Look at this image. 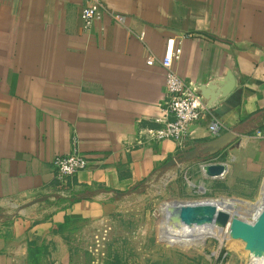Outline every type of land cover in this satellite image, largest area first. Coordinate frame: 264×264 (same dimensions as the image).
Returning a JSON list of instances; mask_svg holds the SVG:
<instances>
[{
	"label": "crops",
	"instance_id": "crops-1",
	"mask_svg": "<svg viewBox=\"0 0 264 264\" xmlns=\"http://www.w3.org/2000/svg\"><path fill=\"white\" fill-rule=\"evenodd\" d=\"M101 1L87 32L81 12L89 0H0V264L70 262V238L108 221L124 198L116 193L136 189L174 157L213 139L209 117L191 127L183 147L149 135L163 127L157 120L167 111L159 62L170 39L182 48L177 72L197 90L229 72L237 79L211 108L221 133L234 131L237 140L182 168L198 173L226 163L225 177L202 172L203 183L261 195L264 0ZM151 56L154 66L147 65ZM74 152L90 164L65 189L55 180L54 160ZM160 211L165 220L167 210Z\"/></svg>",
	"mask_w": 264,
	"mask_h": 264
},
{
	"label": "rangeland",
	"instance_id": "rangeland-1",
	"mask_svg": "<svg viewBox=\"0 0 264 264\" xmlns=\"http://www.w3.org/2000/svg\"><path fill=\"white\" fill-rule=\"evenodd\" d=\"M182 167L156 173L128 198L124 197L108 221L80 228L81 235L69 240L71 257L65 264H249L250 255L244 251L243 243L227 246L225 237L201 238V228L207 226H190L186 209L194 204L214 203L225 208L237 205L243 210L237 215L247 218L253 216L249 213L254 210L249 203L256 204L260 196L246 197L239 186L229 190L221 182H215L210 189L203 183L201 168L198 173H190ZM231 198L246 202H231ZM162 207L167 210L164 225L163 218L155 216ZM214 230L221 232L219 228ZM169 239H178L187 248L171 244ZM218 240L221 247L227 246L220 252ZM262 262L264 259L257 260V264Z\"/></svg>",
	"mask_w": 264,
	"mask_h": 264
},
{
	"label": "water",
	"instance_id": "water-1",
	"mask_svg": "<svg viewBox=\"0 0 264 264\" xmlns=\"http://www.w3.org/2000/svg\"><path fill=\"white\" fill-rule=\"evenodd\" d=\"M237 79L232 73H226L225 75L214 79L213 81L199 87L198 93L202 97L204 104L209 107H215L221 100L227 98L236 88ZM238 134L234 131H227L221 133L216 138L201 143L198 147L185 151L180 155L174 157L167 163H165L161 169V174L166 171L182 164H186L192 161L208 160L223 153L228 147H230L235 140H237ZM202 172L207 178L220 179L225 177L228 171V165L226 163L205 164L202 166ZM135 191H129L126 193H116L117 197H126L131 195ZM93 195H84L83 198H91ZM48 197L40 198L34 203L46 200ZM224 201V199H221ZM229 201L233 202H246L238 199L231 198ZM249 203V202H248ZM254 208L253 216L250 215L247 218L240 216H232L230 212L225 209H219L214 204H194L188 206L186 209V220L190 226H213L219 229L227 228L229 243L235 244L241 242L244 244V251L255 259L264 258V184L262 187L260 199L256 204L249 203ZM261 205L258 209L257 205ZM237 208V205H233ZM155 216L163 218V213L157 211ZM0 217L2 215L0 214Z\"/></svg>",
	"mask_w": 264,
	"mask_h": 264
},
{
	"label": "built area",
	"instance_id": "built-area-1",
	"mask_svg": "<svg viewBox=\"0 0 264 264\" xmlns=\"http://www.w3.org/2000/svg\"><path fill=\"white\" fill-rule=\"evenodd\" d=\"M103 7L101 0H89L88 5L81 12V21L85 31L91 32L94 29L95 23L99 19V11ZM115 18L123 19L121 15H115ZM140 37L143 39L144 35L142 34ZM181 55L182 48L177 45L175 39H170L165 54L159 62L165 71L167 111L163 117L157 120L163 124V127L149 131V135L155 140H170L183 147L190 140L191 127L195 123L209 117L211 121L208 130L212 138L221 134L222 125L212 115L211 108L204 104L196 86L185 82L177 72L175 63L181 59ZM154 64L155 59L151 56L147 60V65L154 66ZM169 115L173 117V120L168 119ZM89 164L88 157L79 152L68 156H58L54 160L55 180L61 187L68 189L71 180L85 170ZM224 235L227 240V231Z\"/></svg>",
	"mask_w": 264,
	"mask_h": 264
},
{
	"label": "bare ground",
	"instance_id": "bare-ground-1",
	"mask_svg": "<svg viewBox=\"0 0 264 264\" xmlns=\"http://www.w3.org/2000/svg\"><path fill=\"white\" fill-rule=\"evenodd\" d=\"M211 204H214V203H211ZM219 209H225V210H227L228 212H230L231 213V215L234 217V216H236L237 214L238 215H240L239 214V212L240 211H243V210H241V209H239V208H234V207H229V208H225L224 207V205H221V206H219L218 207ZM238 210V212H236ZM234 212H236V213H234ZM246 212V211H245ZM241 213V212H240ZM253 214L254 213V210L253 211H251L249 214ZM237 215V216H238ZM241 217V216H240ZM163 222H164V215H163ZM217 227H214L213 229H212V226H207L206 228H201L202 230L200 231V237L201 238H206V237H217L218 239H220L221 237H225V235H224V233H225V231H227L226 229L227 228H225V229H221V232H218V231H216V230H214V229H216ZM220 231V230H219ZM219 241V240H218ZM222 245H221V242L219 241V247H218V251L217 252H220L222 249H223V247H227V246H233V244L232 243H229V245H227V246H223V247H221ZM264 259V258H263ZM263 259H255V258H253V257H251L250 256V263L249 264H257V260L259 261V260H262L263 261Z\"/></svg>",
	"mask_w": 264,
	"mask_h": 264
},
{
	"label": "trees",
	"instance_id": "trees-1",
	"mask_svg": "<svg viewBox=\"0 0 264 264\" xmlns=\"http://www.w3.org/2000/svg\"><path fill=\"white\" fill-rule=\"evenodd\" d=\"M71 201H73V202H75V201H77V200H79L78 198H72V199H70ZM65 229V226H61V227H59L58 229H57V231L58 230H64ZM35 253L36 254H38V252L35 250V251H30V256L32 257V256H34L35 255Z\"/></svg>",
	"mask_w": 264,
	"mask_h": 264
}]
</instances>
